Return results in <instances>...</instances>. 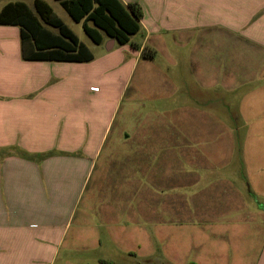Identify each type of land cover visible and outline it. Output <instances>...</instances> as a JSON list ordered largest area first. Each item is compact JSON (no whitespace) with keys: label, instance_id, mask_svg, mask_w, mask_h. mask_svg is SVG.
I'll list each match as a JSON object with an SVG mask.
<instances>
[{"label":"crops","instance_id":"obj_1","mask_svg":"<svg viewBox=\"0 0 264 264\" xmlns=\"http://www.w3.org/2000/svg\"><path fill=\"white\" fill-rule=\"evenodd\" d=\"M120 1L117 94L0 30V264H264V0Z\"/></svg>","mask_w":264,"mask_h":264},{"label":"trees","instance_id":"obj_2","mask_svg":"<svg viewBox=\"0 0 264 264\" xmlns=\"http://www.w3.org/2000/svg\"><path fill=\"white\" fill-rule=\"evenodd\" d=\"M59 3L75 22H82L83 31L97 44L103 33L124 44L140 27L142 13L136 3L128 6L120 0H59ZM0 24L19 26L21 57L25 60L84 62L93 58L90 49L44 0H33V10L22 1L6 3L0 10ZM142 55L150 57L152 52L144 49Z\"/></svg>","mask_w":264,"mask_h":264},{"label":"rangeland","instance_id":"obj_3","mask_svg":"<svg viewBox=\"0 0 264 264\" xmlns=\"http://www.w3.org/2000/svg\"><path fill=\"white\" fill-rule=\"evenodd\" d=\"M14 1H22L28 5L29 8L33 9V0H0V8L7 2H14ZM46 2L52 7L55 14L62 19V21L70 27L79 37L80 41L86 45L93 54V58L89 61L81 62L82 64H75L80 65V69L76 67L73 69L74 75H81L83 72H88V78L91 80L96 81V79H105L107 82L110 81L111 89L114 90V94H117L120 87L117 86L118 79L120 77V70L118 69V62L120 58H122L123 54L121 53L119 47L120 44H117L116 47L112 51H108L106 47V43L98 45L94 43L83 31L81 23L75 22L68 13L64 10V8L60 5L59 0H46ZM18 26L17 25H0V30H9L14 31ZM104 35V33H103ZM10 45L13 46V36H10ZM120 51V52H119ZM253 56V55H252ZM61 63L57 61L59 65H70L71 63ZM106 66H103V64ZM66 68H59L60 71H65ZM131 77V76H130ZM130 77H128L125 81L123 77L121 89L123 88L122 96L118 101H114L111 104L112 112V120L110 125L115 127L118 124L122 123V126H129V117L125 114H128V97L130 92L133 88L134 81L132 82ZM115 80V83H114ZM190 82V81H189ZM135 86V85H134ZM118 87V88H117ZM136 87V86H135ZM158 86H146V83L143 85L144 88V96L155 93V90ZM140 97H138L139 99ZM66 245V241L61 246V249L58 253V256L51 257L48 256L42 264H93V261H82V258L79 256H74L73 258L64 256L63 247ZM120 264H124L123 262ZM138 264H145L144 262H138Z\"/></svg>","mask_w":264,"mask_h":264}]
</instances>
